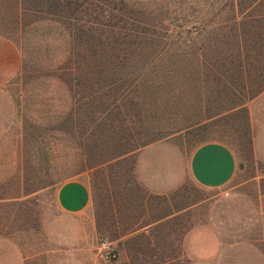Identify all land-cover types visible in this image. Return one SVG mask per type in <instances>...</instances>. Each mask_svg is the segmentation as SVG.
<instances>
[{
  "label": "rangeland",
  "instance_id": "374dc122",
  "mask_svg": "<svg viewBox=\"0 0 264 264\" xmlns=\"http://www.w3.org/2000/svg\"><path fill=\"white\" fill-rule=\"evenodd\" d=\"M230 3L88 0L77 15L83 20L72 26L91 35L95 47L78 49L68 36L72 26L30 24L32 17L0 1V36L20 56L16 76L0 91L6 96L0 99V234L18 244L25 264H191L186 238L200 230L221 240L212 264H264V164L254 153L255 137L264 132V91L233 106L227 82L206 76L210 50L228 48L221 42L231 41L233 22L193 35L187 51L195 60L184 58L180 75L136 80L128 67L125 75L112 70L116 34L139 28L163 34L171 20L174 32L179 25L190 30L197 22L227 20ZM101 10L107 26L95 19ZM158 42V49L167 43ZM90 48L97 56L85 62ZM120 48L134 63L130 44ZM99 65L111 66L108 76L96 74ZM143 141L150 143L126 153ZM209 141L235 157L236 173L225 188L204 190L186 177L175 191L154 195L140 184L136 162L146 147L173 145L186 158ZM70 180L90 189L84 214L69 216L57 206L56 191Z\"/></svg>",
  "mask_w": 264,
  "mask_h": 264
},
{
  "label": "trees",
  "instance_id": "16d2710c",
  "mask_svg": "<svg viewBox=\"0 0 264 264\" xmlns=\"http://www.w3.org/2000/svg\"><path fill=\"white\" fill-rule=\"evenodd\" d=\"M1 3L7 1L8 7H11L16 15L32 17L30 24H36L40 21H49L62 23L69 27L83 20L81 16H77L80 13V9L84 4L88 3V0H0ZM134 1V0H132ZM137 2V1H135ZM149 2V1H147ZM264 6L263 0H231L229 4V12L232 13V18L227 20H217L216 22L202 21L197 22L192 29L186 30V26L179 25L178 31L174 32L176 28V20H171L165 28L160 30L163 34H158L154 29L146 30L145 28H139L138 30L131 31L129 35L116 34L118 48L112 49L116 51V62L113 64L112 70L119 69L124 75L126 74L127 67L129 68V76H132L136 80H141L147 77H169L172 74H181L180 62L184 58H187L189 63L193 65L195 60L194 55L190 54L187 49L193 46V40L201 32L206 29H210L211 25L223 28L227 26V23L233 22L235 29L230 33L231 41L227 42L222 40L221 44L227 49H218L216 47L212 52L213 62L206 64V76L212 77L217 85H220L222 81H226L228 85V94L233 106H241L245 101H250L264 91V19L263 15L259 14L260 9ZM225 7V6H224ZM227 7V6H226ZM101 15L95 19L97 23L104 24L103 18L106 15V10H101ZM96 13V12H95ZM122 15V14H120ZM109 17V16H108ZM110 18H117L118 23L123 22L119 16H113L110 14ZM75 21L74 24H72ZM108 23V22H107ZM117 24H114V27ZM144 25V24H143ZM174 27V28H172ZM172 31V32H171ZM170 32V33H169ZM70 41L73 47L78 49L84 46L95 47L89 43L88 38L92 36L81 32L78 28L73 26L68 32ZM155 38L150 40H143L144 35ZM223 38H227V35L223 32ZM165 35V36H164ZM193 35H196L193 39ZM131 36V37H130ZM164 36V38L162 37ZM124 37V39H123ZM129 37L130 39H126ZM172 38L174 42L168 40ZM184 38V46H181L180 39ZM159 39L167 41L165 47L158 49L161 42ZM226 40V39H225ZM88 41V42H87ZM230 43L229 45H227ZM130 44L131 47V62L124 52H121V46ZM149 47V50L147 51ZM86 48V51H87ZM200 51H204V47H200ZM91 58H84V61L93 59L97 56L94 48H90ZM74 55L79 54L74 52ZM111 57V56H110ZM148 57V58H146ZM205 57V53H204ZM101 59V57H99ZM228 60L225 61V60ZM136 61V62H135ZM129 64V65H128ZM111 66L105 65L96 68V74L107 75ZM90 76V72L88 75ZM137 82V81H136ZM236 101V102H235ZM135 107L137 102L132 103ZM149 141L140 142V144L131 145V152L139 149L140 147L148 145ZM133 149V150H131Z\"/></svg>",
  "mask_w": 264,
  "mask_h": 264
},
{
  "label": "crops",
  "instance_id": "0c3cea01",
  "mask_svg": "<svg viewBox=\"0 0 264 264\" xmlns=\"http://www.w3.org/2000/svg\"><path fill=\"white\" fill-rule=\"evenodd\" d=\"M19 64L20 56L16 46L0 36V91L16 76ZM0 99L6 100V96L0 94ZM254 153L264 164L262 131L255 137ZM236 169V160L231 150L215 141L198 145L186 158L173 145L148 146L139 153L136 162V174L140 184L154 195H167L175 191L186 177L198 188L221 190L231 183ZM56 203L63 214L69 216L84 214L91 206L90 189L81 181H66L56 191ZM262 210L264 222V208ZM186 242L191 253V264L200 262L212 264L222 247L219 235L211 230L193 231L187 236ZM0 264H25L23 250L7 235L1 234Z\"/></svg>",
  "mask_w": 264,
  "mask_h": 264
}]
</instances>
